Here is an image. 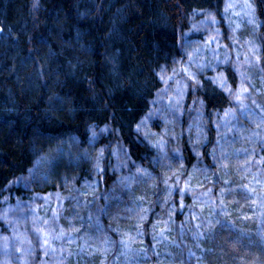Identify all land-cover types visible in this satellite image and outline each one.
I'll return each instance as SVG.
<instances>
[{"label":"rangeland","instance_id":"1","mask_svg":"<svg viewBox=\"0 0 264 264\" xmlns=\"http://www.w3.org/2000/svg\"><path fill=\"white\" fill-rule=\"evenodd\" d=\"M258 2L224 0L219 16L197 13L180 33L178 75L163 74L137 125L154 152L153 171L131 162L119 144L102 148L97 135L86 145L66 140L35 161L16 184L24 197L0 203V264H264V0ZM190 59L200 86L181 71ZM221 75L232 95L211 82ZM205 82L227 95V109L205 115ZM242 87L244 110L235 96ZM106 174L113 179L105 189ZM37 230H63L65 238L51 241L52 252Z\"/></svg>","mask_w":264,"mask_h":264},{"label":"trees","instance_id":"2","mask_svg":"<svg viewBox=\"0 0 264 264\" xmlns=\"http://www.w3.org/2000/svg\"><path fill=\"white\" fill-rule=\"evenodd\" d=\"M223 3L0 0V203L24 197L16 184L41 155L69 139L86 145L94 133L102 148L119 144L153 171L154 152L137 125L163 87L161 68L178 67L179 35L191 17L219 16ZM199 95L205 115L229 107L211 82ZM184 154L191 159L188 147ZM112 179L105 175V189Z\"/></svg>","mask_w":264,"mask_h":264},{"label":"snow or ice","instance_id":"3","mask_svg":"<svg viewBox=\"0 0 264 264\" xmlns=\"http://www.w3.org/2000/svg\"><path fill=\"white\" fill-rule=\"evenodd\" d=\"M248 7H251V5H248ZM212 23H216V21L213 19ZM192 63H193V61L190 59L189 60V64L185 68L181 69V71L186 72L187 76H188V79L193 80L196 86H200V81L196 78V74L190 71V67H191ZM197 67H202V66L197 65ZM160 72H161V79H165V76L163 74L166 72V69L165 68H161ZM175 75H178V72H177L176 69H173V77ZM173 77H168L167 79H173ZM211 82L213 84L219 85V87H221L224 91H227L229 93V95L233 94L231 89L228 87L227 82H226L225 78L223 77V75H221L219 77H216V78H212ZM177 83L179 84L180 82L177 81ZM186 86L187 85H184V87H186ZM247 91H248L247 88H243L242 87L241 91H238V92L235 93L236 104L238 105V107L241 110H244V108H245V106L243 105V101L241 100V97L245 96ZM177 94L178 95L182 94L181 93V89H178ZM252 103L255 104L256 102L253 101ZM138 130H139V126H138ZM93 135H95V133ZM102 154L103 153H102V150H101V156H102ZM126 155L127 154L125 153V156ZM96 167H97V169H99V157L97 158ZM138 171H140V169H138ZM163 182L165 184H167L168 180L165 179ZM178 191H180L183 194L184 189H178ZM208 191L211 192V189H208ZM221 211H223V208H221ZM146 212H147V210H145V215L140 216V220L146 219ZM193 218L195 219L196 217L194 216ZM55 219H56V217L54 216L53 220H55ZM44 223L46 224L47 222L45 221ZM217 223H219V221H217ZM197 227H199V225H197ZM155 228H156V225H153V229L154 230H155ZM37 231H38V237H37L38 240L42 242V244L45 246L46 249H49L52 252H55L56 250L51 248V241L56 240V239H64L65 238V234H64L63 230H61L59 235H52L50 232H43L42 235H40L39 233L41 232V230H37ZM165 231H168L167 227L162 228L160 230V233H159L160 237L164 236V232ZM142 234H143L142 232L137 231V236H140ZM68 239H71V237H68ZM153 239H156V236H153ZM104 243L107 244V243H110V242L106 240V241H104ZM120 243L124 244V241L121 240ZM47 254H48V251L45 252V255H47Z\"/></svg>","mask_w":264,"mask_h":264}]
</instances>
